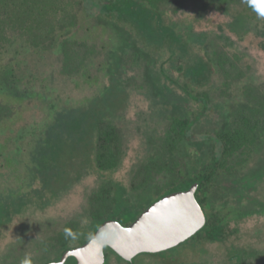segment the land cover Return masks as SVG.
<instances>
[{
	"label": "rangeland",
	"instance_id": "1",
	"mask_svg": "<svg viewBox=\"0 0 264 264\" xmlns=\"http://www.w3.org/2000/svg\"><path fill=\"white\" fill-rule=\"evenodd\" d=\"M261 4L255 0L159 1L157 8L168 23L183 32L190 29L189 43L198 58L211 61L213 76L208 85L198 87L187 81L206 105L190 98L182 106L166 104L155 97L144 79L145 61L129 51L122 62L128 101L113 122L121 138L119 166L113 171L92 166L66 192L57 197L47 193L46 207H36L30 204V199L37 202L40 196L31 172L33 149L56 115L80 108L103 90L107 83L103 65L116 39L97 18L98 9H87L81 0H0V207L6 211L0 212V264L58 260L65 236L89 234L93 211L109 183L127 190L167 188L171 181L196 174L200 157H212L218 147L222 150L221 144L208 138L201 146L202 134L215 138L235 129L247 135L229 154L237 157L233 163L238 173L229 180L242 184L240 177L250 175L255 196L251 207L243 200L240 212L244 214L247 206L252 214L247 223L253 228L251 244L257 253L250 263L264 264L260 239L264 234V0ZM237 17L244 20L242 38L227 28ZM130 22L121 25L133 27ZM134 34L141 36L137 29ZM145 43L153 52L156 45ZM174 49L161 47L159 62L166 57L176 61ZM164 67L176 76L170 63ZM177 106L188 111V117L201 114L187 137L179 136L181 125L176 121L186 117L173 112ZM13 202L18 214L10 216ZM119 218L127 221V216ZM247 223L239 226L238 234H227L213 251L228 253L234 238L237 245L244 244ZM75 243V239L67 242ZM114 254L106 251V264H125ZM225 257L205 256L203 262L223 264ZM246 259L242 256L241 263L246 264Z\"/></svg>",
	"mask_w": 264,
	"mask_h": 264
},
{
	"label": "trees",
	"instance_id": "2",
	"mask_svg": "<svg viewBox=\"0 0 264 264\" xmlns=\"http://www.w3.org/2000/svg\"><path fill=\"white\" fill-rule=\"evenodd\" d=\"M159 1L161 0H81L87 9L97 8V18L102 19L103 24L115 34L116 43L107 51L103 65L107 83L99 95L89 103L76 110L56 115L54 122L37 141L31 155V172L33 179L39 183L40 193L36 189L34 191L40 196L37 202L30 199V204L46 207L47 193L57 197L66 192L86 175L92 166L99 171H113L119 166L122 159L121 138L113 122L125 111L128 101L126 73L122 62L129 51L135 59L145 61L144 79L155 97L166 104L180 102L182 106V102L190 98L203 101L206 105V99L200 98L199 94H193L187 81L198 87L208 85L213 76L211 61L205 56L202 60L198 58L199 54L189 43L190 29L187 28L183 32L177 29L176 24L168 23V19L157 8ZM261 1L263 0H255V3L263 5ZM121 21H131L130 24L134 29L131 26H122ZM243 23V18L237 17L227 25L228 31L236 32L237 37L242 38ZM135 29L141 36L134 34ZM145 41L156 45L153 52L146 48ZM164 45L168 47L172 45L176 49L172 52V56L177 55L176 61H171L173 57H166V60L159 62V55L162 53L159 49ZM261 46L264 49V43ZM185 55L189 56L188 59H184ZM166 63L172 65V71L176 72V76L167 73L164 67ZM181 79L186 81L181 82ZM176 111L182 112V117H186L183 121H176L181 125L179 136L187 137L201 114L196 113L193 118L188 117V111H183L180 106L173 109L174 113ZM246 135L247 133L237 129L223 134L221 139L224 141L225 150L239 142L242 143ZM197 180V174L186 175L172 187L186 188ZM106 189H108L107 193H101V196L108 199V205L104 202L98 207L97 204L88 227L89 234L83 238L85 231L77 232L74 237L77 243L73 245L67 244L74 240L71 239L72 236H65L59 244L61 252L66 248L83 244L104 220L114 218L125 225L120 221L119 214L126 216L127 213H132L131 208L125 207L120 194L118 196L110 194L111 190L122 188L109 183ZM12 204L14 208L10 216L12 213L18 214L16 202ZM1 209L2 207L0 212L6 213ZM106 251L114 254L112 250L106 248L105 255ZM68 260L76 264L74 258L70 257Z\"/></svg>",
	"mask_w": 264,
	"mask_h": 264
},
{
	"label": "flooded vegetation",
	"instance_id": "3",
	"mask_svg": "<svg viewBox=\"0 0 264 264\" xmlns=\"http://www.w3.org/2000/svg\"><path fill=\"white\" fill-rule=\"evenodd\" d=\"M222 135L220 134L219 137L215 138L206 137L205 134L200 136L201 146L204 145L206 138L222 146V150L218 147L212 157H200L198 163L195 199L205 215L206 221L204 225L175 247L157 253H140L131 263L116 255L123 263L142 264V261L146 260L150 261L149 264H196L197 262L198 264H207L206 261L203 262L206 259L205 256H226L223 264H242L241 257L244 256L247 258L246 264H251L252 257L257 253V251L252 250L251 244L253 228L249 227L251 225L247 223L249 220L251 222L252 219L250 208L247 206L251 207L253 196H255L252 192L253 185L250 175L245 173L244 176H239L241 181H244L242 184H239L240 180L237 182V179L229 180L230 176L236 177L238 175L233 163V159H237V157L229 155L234 152L232 150L233 147L227 151L225 150L224 141L221 139ZM183 178L185 176L177 179V181L179 182ZM242 178L244 179L242 180ZM142 182L146 181L143 179ZM174 183L171 181L167 188L140 187L133 190L122 188L111 190L110 193L113 196L120 194L121 201L125 204V207L131 208L132 213H127V221L124 222L125 225H128L160 198L185 191L190 187L173 188L172 185ZM105 192L107 193V190L102 191V193ZM243 200H245L247 205L245 206L244 214L240 212L241 206L244 204ZM100 202H105L108 205L107 198H102ZM261 206L264 207V204L261 203ZM16 210L18 211V208ZM119 215L124 216L123 214ZM246 223L244 233L247 239L244 244H238V246L234 238L233 243L229 245L228 253L219 254L217 251H213L212 247L218 248L219 244L226 240L227 234H238L239 226ZM260 239H262V244L264 245V234L260 236ZM198 256H201L200 260H198Z\"/></svg>",
	"mask_w": 264,
	"mask_h": 264
},
{
	"label": "water",
	"instance_id": "4",
	"mask_svg": "<svg viewBox=\"0 0 264 264\" xmlns=\"http://www.w3.org/2000/svg\"><path fill=\"white\" fill-rule=\"evenodd\" d=\"M197 183L187 190L160 198L133 222H102L83 244L64 249L58 260L45 264H65L72 257L76 264H105V249L131 263L140 253L166 251L185 241L200 229L205 215L195 199Z\"/></svg>",
	"mask_w": 264,
	"mask_h": 264
},
{
	"label": "snow or ice",
	"instance_id": "5",
	"mask_svg": "<svg viewBox=\"0 0 264 264\" xmlns=\"http://www.w3.org/2000/svg\"><path fill=\"white\" fill-rule=\"evenodd\" d=\"M262 12H264V9H262Z\"/></svg>",
	"mask_w": 264,
	"mask_h": 264
}]
</instances>
